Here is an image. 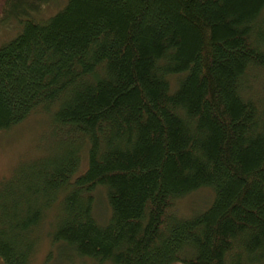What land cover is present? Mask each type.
Returning a JSON list of instances; mask_svg holds the SVG:
<instances>
[{
	"label": "trees",
	"instance_id": "trees-1",
	"mask_svg": "<svg viewBox=\"0 0 264 264\" xmlns=\"http://www.w3.org/2000/svg\"><path fill=\"white\" fill-rule=\"evenodd\" d=\"M32 115L50 138L0 182L3 264L48 217L79 262L264 264V0H2L0 132Z\"/></svg>",
	"mask_w": 264,
	"mask_h": 264
},
{
	"label": "rangeland",
	"instance_id": "rangeland-1",
	"mask_svg": "<svg viewBox=\"0 0 264 264\" xmlns=\"http://www.w3.org/2000/svg\"><path fill=\"white\" fill-rule=\"evenodd\" d=\"M1 3L2 0H0ZM56 9L57 6L51 4L45 8L44 13L50 15ZM35 116H30L26 121L11 131L0 132V182L11 177L13 178V175L17 172L21 175L29 172L30 165L37 162L35 160L38 157V150L47 147L46 144L50 138L46 134L47 119L42 115ZM83 166L84 161L82 162ZM212 200V191L207 188H202L179 200L176 203L175 210L179 215H182L181 217H185L194 211L204 210L211 204ZM94 214L96 219L101 223L105 222L110 214L102 189H98L95 192ZM50 224L51 219L48 217L38 230L40 241L31 264H90L86 260L79 262L75 258L73 260L70 259L72 254L68 249L63 247L52 248L47 238L51 231ZM0 264L3 263L0 261Z\"/></svg>",
	"mask_w": 264,
	"mask_h": 264
}]
</instances>
